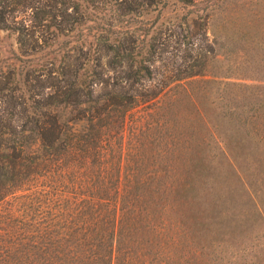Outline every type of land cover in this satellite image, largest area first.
<instances>
[{"label": "trees", "instance_id": "1", "mask_svg": "<svg viewBox=\"0 0 264 264\" xmlns=\"http://www.w3.org/2000/svg\"><path fill=\"white\" fill-rule=\"evenodd\" d=\"M38 1L0 0L20 56L36 50L13 10ZM174 1L200 5L182 21L200 42L180 54L163 55L170 34L140 51L126 33L1 93L0 264H264L249 239L264 172V0ZM57 15L50 5L33 18L62 30Z\"/></svg>", "mask_w": 264, "mask_h": 264}, {"label": "rangeland", "instance_id": "2", "mask_svg": "<svg viewBox=\"0 0 264 264\" xmlns=\"http://www.w3.org/2000/svg\"><path fill=\"white\" fill-rule=\"evenodd\" d=\"M242 1L259 0H235L237 4ZM50 5H53L57 14L61 10L63 13V16H56V24L63 19H65L63 22H68L62 30H55L51 26L48 29L45 26H38V19L33 18L34 14L40 16V11L50 9ZM199 7V3L196 6H189L174 0H156L154 3H149V0H62V2L39 0L32 10H13L14 19L29 25L31 36L27 41L34 46L36 52L32 56H20L16 51L14 34L0 30V97L1 93L8 96L24 92L27 86L22 85L21 81L31 84L36 69L46 62L57 63L65 57L67 60V54H70L72 59L80 49L101 48L110 39L126 33H132L135 39L132 46L140 51H144L152 35L158 37L161 34L162 38L166 39V35L170 34L172 42L168 45L161 43L159 47L168 51L163 52V55L169 54V51L180 54L179 48L187 50L190 45L193 47L200 42L199 30L191 26L187 33L182 22L193 16ZM226 12L225 10L212 15V28L213 23ZM179 22L182 23V29L178 25ZM55 32L56 36H54ZM79 61H82L81 58ZM16 73H19L20 81L19 84L14 85L13 78L16 77ZM262 171L256 173L252 182V185H255V195L261 215L251 221L257 226V231H251L249 235L250 250L255 251L256 254L261 252V255L264 254V172ZM242 218L247 219L249 223V211L243 213Z\"/></svg>", "mask_w": 264, "mask_h": 264}]
</instances>
